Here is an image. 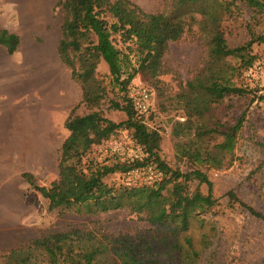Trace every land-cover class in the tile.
Instances as JSON below:
<instances>
[{"label":"trees","instance_id":"16d2710c","mask_svg":"<svg viewBox=\"0 0 264 264\" xmlns=\"http://www.w3.org/2000/svg\"><path fill=\"white\" fill-rule=\"evenodd\" d=\"M246 1L258 5V0ZM230 5L227 0H172L170 9L149 12L132 0L57 1L61 12L58 54L71 69L82 94L65 120L69 134L59 150L57 177L49 185H38L33 174L23 176L48 201L49 210L98 214L129 208L160 231L133 237L85 226L53 230L0 251V264H196L202 258L215 230L204 214L218 202L202 167L221 169L233 162L245 120L241 115L235 124H224L216 117L214 105L227 96L247 93L234 77L256 59L250 53L252 40L234 47L227 42L222 22L231 11ZM194 24L206 38L207 59L176 96L177 104L186 111L185 120H176L172 130L176 154L191 168L184 172L161 158L162 135L148 126L147 116L136 113L127 90L137 74L153 80L163 73L169 43L181 39ZM115 35L125 43L134 41L137 66L115 44ZM20 44L17 33L0 29V45L8 53L14 54ZM229 58L237 59L238 64ZM102 60L112 82L126 91L125 104L112 102L114 108L127 114L120 122L106 117L100 108L108 96L107 84L98 73ZM80 105L88 112L75 113ZM119 129L129 130L143 147L147 156L142 161L94 163L86 159L94 145ZM148 162L156 164L163 176L144 198L137 191L142 187L113 186L105 181L109 174ZM193 179L206 183L209 192L199 187L191 191L188 181Z\"/></svg>","mask_w":264,"mask_h":264},{"label":"rangeland","instance_id":"374dc122","mask_svg":"<svg viewBox=\"0 0 264 264\" xmlns=\"http://www.w3.org/2000/svg\"><path fill=\"white\" fill-rule=\"evenodd\" d=\"M57 1L0 0V26L21 38L14 54L0 49V125L15 117L10 123L11 131H15L11 134L20 135L21 153L18 154L22 157L24 151L27 154L26 163L12 169L18 179L26 182L27 200L26 221L19 230L15 246L42 233L82 226L133 237L158 233L157 226L141 220L129 208L98 214L49 210L48 201L23 176L26 172L33 174L38 185H49L57 177L59 150L69 134L65 120L82 94L80 84L72 78L71 69L58 54L61 12ZM132 1L149 12L172 7V0ZM227 1H231V11L225 14L222 28L228 44L234 47L252 40L250 53L264 60V0H258V5L246 0ZM191 28L181 39L169 43L163 58V73L153 80L137 74L129 84H145L155 91L157 104L147 116V124L162 135L161 158L173 169L184 172L191 168L186 159L176 154L172 130L176 120H185L186 111L177 104L176 96L207 59L205 36L197 24ZM114 38L133 66H137L134 41L122 42L119 35ZM228 60L238 64L237 59ZM251 66L234 77L247 93L227 96L214 105L216 117L224 124H235L241 115H245V120L233 162L221 169L202 167L212 181V194L218 202L204 214L215 230L211 231V243L196 264H264V74L260 70L249 74ZM98 73L108 87V96L100 107L103 114L116 122L125 120L126 112L114 108L112 102L125 104L126 91L112 82L108 65L103 60L98 65ZM87 112L84 105L75 110L81 115ZM5 144L7 147L6 141ZM146 156L130 131L119 129L110 138L94 145L86 159L94 163H112L142 161ZM148 164L156 165L146 163L139 174L115 172L107 175L105 181L113 186L142 187L137 191L138 196L144 198L150 186L163 176L156 168H147ZM188 185L191 191L199 187L202 192H209V186L196 179L189 180ZM211 226L207 228L211 230Z\"/></svg>","mask_w":264,"mask_h":264},{"label":"crops","instance_id":"0c3cea01","mask_svg":"<svg viewBox=\"0 0 264 264\" xmlns=\"http://www.w3.org/2000/svg\"><path fill=\"white\" fill-rule=\"evenodd\" d=\"M1 28L4 27L0 26ZM0 47L10 54L3 45ZM17 118L20 119L19 116ZM14 119L15 117H11L0 125V251L15 246L27 215L26 182L18 179L14 173L20 163H26L27 154L25 151L23 157L18 154L21 153L20 135L11 134L15 132L14 129L11 131Z\"/></svg>","mask_w":264,"mask_h":264},{"label":"built area","instance_id":"2783aa9c","mask_svg":"<svg viewBox=\"0 0 264 264\" xmlns=\"http://www.w3.org/2000/svg\"><path fill=\"white\" fill-rule=\"evenodd\" d=\"M254 70H260L262 74H264V60H260L257 58L253 66H251L249 70V74L253 73ZM127 96L131 104L133 105L136 113L141 116H148L151 112H153L156 108L157 104V96L153 89L146 86L145 84H131L127 90ZM147 168L152 169L156 168L158 170L159 175H163V173L157 168L153 167L151 164L147 165ZM143 171V166L134 167L128 170V174H139ZM131 185V182H128ZM132 187V186H131Z\"/></svg>","mask_w":264,"mask_h":264}]
</instances>
